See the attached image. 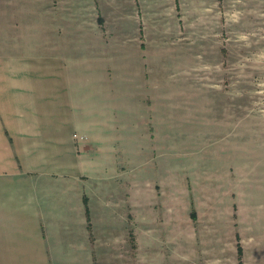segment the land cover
I'll return each mask as SVG.
<instances>
[{"label": "rangeland", "instance_id": "rangeland-1", "mask_svg": "<svg viewBox=\"0 0 264 264\" xmlns=\"http://www.w3.org/2000/svg\"><path fill=\"white\" fill-rule=\"evenodd\" d=\"M46 1L55 20L67 11L69 24L90 26L106 41V74L123 96L122 146L135 139L130 110L145 116L147 104L154 119L149 143L139 129L138 158L116 164L129 170L115 188L125 224L112 237L109 225L91 223V264H179L194 174L218 204L234 207L235 220L244 206L264 204V0ZM20 9L21 0H0V20L23 24ZM186 146L197 154L187 175ZM258 219L252 213L255 229ZM263 243L258 231L247 239L237 232L240 264L242 245L254 256Z\"/></svg>", "mask_w": 264, "mask_h": 264}, {"label": "crops", "instance_id": "crops-1", "mask_svg": "<svg viewBox=\"0 0 264 264\" xmlns=\"http://www.w3.org/2000/svg\"><path fill=\"white\" fill-rule=\"evenodd\" d=\"M47 5L21 0L23 24L0 20V264H91V223L109 225L112 237L125 224L115 188L129 170L116 164L138 158L139 129L149 143L155 126L149 105L145 116L130 110L136 140L122 146L123 96L106 74V41L90 26L69 24L67 11L55 20ZM186 148L185 175L197 157ZM194 177L179 264H240L237 232L247 239L253 229L264 241V204L244 206L235 220L234 207L218 204L214 188ZM242 247L243 264H264V243L254 256Z\"/></svg>", "mask_w": 264, "mask_h": 264}]
</instances>
